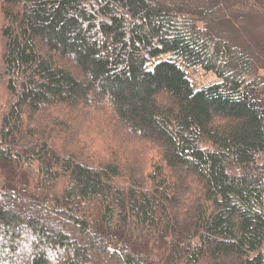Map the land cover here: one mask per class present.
<instances>
[{
    "label": "trees",
    "instance_id": "1",
    "mask_svg": "<svg viewBox=\"0 0 264 264\" xmlns=\"http://www.w3.org/2000/svg\"><path fill=\"white\" fill-rule=\"evenodd\" d=\"M0 264H264V0H0Z\"/></svg>",
    "mask_w": 264,
    "mask_h": 264
},
{
    "label": "rangeland",
    "instance_id": "2",
    "mask_svg": "<svg viewBox=\"0 0 264 264\" xmlns=\"http://www.w3.org/2000/svg\"><path fill=\"white\" fill-rule=\"evenodd\" d=\"M192 79H194L197 89L203 87L204 85L217 82L219 80V78L214 72L204 73L202 70H199V73H195L192 76Z\"/></svg>",
    "mask_w": 264,
    "mask_h": 264
}]
</instances>
